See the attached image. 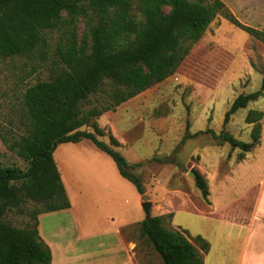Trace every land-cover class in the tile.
<instances>
[{
  "label": "trees",
  "instance_id": "1",
  "mask_svg": "<svg viewBox=\"0 0 264 264\" xmlns=\"http://www.w3.org/2000/svg\"><path fill=\"white\" fill-rule=\"evenodd\" d=\"M217 15L264 44V30L239 23L220 0H0V64L15 57L50 60L48 78L22 95V133L8 137L0 128L5 147L28 163L25 171L0 166V264H51V251L38 235L37 217L70 207L53 160L59 144L91 141L139 195L145 194L141 180L131 172L141 164L129 165L113 136L109 145L100 141L104 130L96 121L171 77ZM77 17L86 28L80 41ZM62 27L65 31L51 46L48 35ZM260 96V91L238 96L223 125ZM262 118V111L248 110L245 121L253 124L248 143L223 136L224 142L240 150L239 159L258 144ZM84 126L93 131L81 130ZM195 175L196 187L208 203V186ZM29 202L36 205L33 225L16 228L4 220L12 210L26 214ZM168 218L172 214L140 222L142 236L162 264H203L209 243L200 236L189 241L185 232L168 229Z\"/></svg>",
  "mask_w": 264,
  "mask_h": 264
},
{
  "label": "rangeland",
  "instance_id": "2",
  "mask_svg": "<svg viewBox=\"0 0 264 264\" xmlns=\"http://www.w3.org/2000/svg\"><path fill=\"white\" fill-rule=\"evenodd\" d=\"M220 1L242 25L264 30V0ZM135 5L133 2L132 9L137 17ZM62 19H67L65 14H62ZM75 25L80 41L86 32L83 19L77 17ZM63 31L64 27L48 35L51 46L57 44ZM49 61L45 63L36 58L15 57L0 64V128L4 129L8 137L16 138L22 133L19 120L22 95L29 86L48 78ZM257 91L261 92V96L249 102L246 109L230 116L229 122L223 125L224 115L234 100ZM251 109L264 113V44L217 15L171 77L120 105L111 113V117L109 113H104L98 118L96 122L104 130V137L98 139L109 145V136L113 135L117 140L127 142V148L117 151L129 165H135L138 159L146 160L139 167L131 169V172L144 186L147 200L151 203L152 217L156 213L168 216L173 209L176 211L175 218L167 219L168 229L177 230L173 228L174 225L192 235H213L214 230L208 218L199 212L190 214L184 209L192 208V205H196L197 209L204 208V200L189 172L198 173L207 185L216 175L215 169L221 171L220 179L223 173H227L228 160L238 161L239 155L235 158L234 155L235 151H240L225 143L223 136L250 142L253 124H247L245 118ZM100 123L111 125L102 127ZM260 125L262 131L263 118ZM81 130L92 132L93 128L84 126ZM208 146L221 152L214 149L208 151L210 162L207 160L204 165L200 151H194L197 147L202 149ZM216 153L221 158L214 161ZM100 155L114 164L108 156L103 153ZM104 164L107 166V163ZM0 166H14L25 171L28 163L15 152L9 151L0 139ZM125 182L129 185L125 186L126 191L130 187L138 194L134 185L127 180ZM102 193L99 191L94 196V216L98 214L103 217L117 210L109 206ZM35 207L34 203L29 202L25 206L26 214L21 215L12 210L4 216V220L16 228L33 225L35 218L32 212ZM64 217L65 214L59 216L61 221H65ZM55 222L54 217L50 216L44 220L43 227L49 229ZM124 233H131L137 240L144 260L147 259L149 264H162L160 256L142 236L140 223L127 228ZM84 250L86 254L79 258L80 264H90L102 256H109L117 262L123 259L117 244L111 246L110 254L107 249L94 246Z\"/></svg>",
  "mask_w": 264,
  "mask_h": 264
},
{
  "label": "crops",
  "instance_id": "3",
  "mask_svg": "<svg viewBox=\"0 0 264 264\" xmlns=\"http://www.w3.org/2000/svg\"><path fill=\"white\" fill-rule=\"evenodd\" d=\"M106 113L111 117L114 112ZM100 124L102 127L111 125ZM117 141L120 145L117 150L129 145L125 141ZM213 149L221 152L211 146L202 149L197 147L194 152L200 151L201 162L206 165L207 160L210 162L208 151ZM100 153L103 152L85 139L77 143L59 144L53 152V160L59 170L70 207L37 217L38 235L51 251V264H80L79 258L86 254L84 249L87 247L107 249L110 254L111 246L116 244L123 253L121 261L102 256L90 264H149L147 259H143L144 253L140 254L137 240L131 233H124L127 228L145 219L141 208V195L130 187L126 191L125 186L129 185L125 179L117 173L115 165ZM240 154L241 152L235 151L234 158L238 155L240 157ZM218 157L220 155L216 153L214 161ZM228 161L227 173H223L221 179V171L215 169L216 175L207 185L208 203L204 201V206L201 205L204 208L197 209L196 205L184 208L190 214L199 212L208 218L212 224L211 229L214 230L213 235H192L187 230L172 226L185 232L189 241L196 236H202L209 243L208 252L203 254V264H264V126L258 144L250 152L245 153L243 158L236 162L234 159ZM144 162L146 160L138 159L134 164ZM104 163H107V166ZM99 191L103 192L102 196L110 207L117 208L103 217L92 214L95 206L94 196ZM171 212L173 220L176 211L172 209ZM60 214H65V221H61ZM50 216H53L56 222L51 228L45 229L44 220ZM115 220L117 222L114 223ZM114 250L112 248L113 252Z\"/></svg>",
  "mask_w": 264,
  "mask_h": 264
},
{
  "label": "water",
  "instance_id": "4",
  "mask_svg": "<svg viewBox=\"0 0 264 264\" xmlns=\"http://www.w3.org/2000/svg\"><path fill=\"white\" fill-rule=\"evenodd\" d=\"M189 175L193 177L194 179L196 178L195 173L189 172ZM141 208L143 212L145 213V218L150 217V209H151V203L147 200V196L145 194L141 195Z\"/></svg>",
  "mask_w": 264,
  "mask_h": 264
}]
</instances>
